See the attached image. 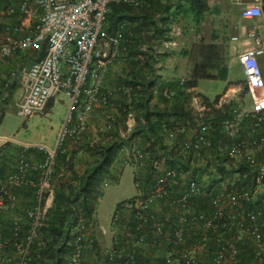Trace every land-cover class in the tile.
Returning a JSON list of instances; mask_svg holds the SVG:
<instances>
[{
    "label": "built area",
    "instance_id": "2783aa9c",
    "mask_svg": "<svg viewBox=\"0 0 264 264\" xmlns=\"http://www.w3.org/2000/svg\"><path fill=\"white\" fill-rule=\"evenodd\" d=\"M228 1L240 9L242 20L264 19V0ZM147 2L17 0L14 5L7 0L0 13V61L17 53L40 50L45 45L41 58L9 75L8 82L16 79L22 89V96L14 105L16 115L28 119L42 114L59 94L67 101V114L53 147L0 136V163L3 147L12 144L19 149L14 171L0 184V211L16 201L11 188L32 192V204L23 220L13 222L8 237L0 231V264H31V248L53 202L57 158L59 153H65V144L83 137L94 110L106 108L116 93L122 95L125 108L133 102L125 86L115 90L103 87L105 73L126 49L123 26L112 34L105 25L111 5L139 9ZM11 17L28 19V32L20 35L21 24L7 23ZM245 37L247 43L236 59L249 108L224 104L228 108L218 124L223 136L218 141L212 139L217 124L206 114L209 105L220 109L222 104H209L197 95L190 99L194 116L191 125L174 123L162 127L164 139L173 143L190 165L182 171L152 163L146 191L137 190V195L122 202L111 219L114 224L121 212L129 214L128 238L133 246L125 256L113 248L100 251L106 264H134L137 248L152 240L166 243L167 264H264V77L260 65L264 40L257 29L247 31ZM237 41L238 36L231 38V42ZM184 83L180 80L179 87ZM176 92L169 87L153 90L155 96L166 100L173 99ZM132 129L127 124L126 131ZM216 152L224 153L227 162L236 167L245 166L247 172L237 177L249 182L229 191L211 185L204 171L211 159L209 155ZM147 157L142 149L134 147L125 151L123 164L135 162L143 169ZM134 173L137 189L139 173ZM199 198L206 199L203 206L192 210ZM162 205L171 212L170 217L155 216L154 210ZM90 228L83 219L77 221L68 264H85V250H94Z\"/></svg>",
    "mask_w": 264,
    "mask_h": 264
},
{
    "label": "rangeland",
    "instance_id": "374dc122",
    "mask_svg": "<svg viewBox=\"0 0 264 264\" xmlns=\"http://www.w3.org/2000/svg\"><path fill=\"white\" fill-rule=\"evenodd\" d=\"M154 1L162 5H169L177 2V0ZM207 3L208 12L204 15V20L200 24L195 25L191 21V18L181 14L177 17V22L170 24L169 27L164 26L163 29L170 28L168 34L165 35V37L169 39L168 41L163 37H160L158 40H151L153 29L149 28L148 31L144 32L142 42H140L142 44L135 43V47H133L134 41L130 39L132 38V33L130 31L126 32L125 43L123 45L126 48L125 52H121L119 58L114 62L111 68L115 83L124 82L119 81V79L123 77L126 79L128 77L132 61L140 52L145 54L151 53L154 58L158 60L156 68L159 69L160 72L158 71V73H160L161 78L171 77L172 79L185 80L190 74L193 63L198 60V53L196 51L197 46L213 42L220 48L224 63L227 66V82L236 85L237 90L232 92L233 94L229 92L230 95H227L228 97L225 98L224 96L228 93L225 90L228 86L226 81L199 80L193 92L195 93L196 91L201 94L208 100L209 104L214 103L218 105L219 102H221L222 109H220L222 111L209 106L206 114L207 117L220 114L224 115V111L228 108L226 105L224 106V104L227 102H229V105L232 107L237 104H243V107L248 109L249 98L246 95V90L242 87L243 75L237 62L236 55L242 50L246 43V30L248 31L261 27L260 21L242 20L240 18V9L232 5L228 0H207ZM142 9H134L133 11L142 13L144 12ZM156 17L157 15H155V18ZM242 26L245 29L244 31L241 28ZM260 35L264 40L262 33ZM214 36H216L215 39H213ZM233 36H238L239 41L231 43V38ZM149 43L152 44L151 47ZM137 45L141 46L137 48ZM232 46H234V49ZM41 50L42 48L40 50L24 52L21 58L23 61L13 67H7L9 66L8 64L5 65V70L8 72L5 80H9L10 72L28 65L37 58H41ZM145 58L144 56L138 55V59H140L141 62H143ZM261 61H264V59L262 58L260 60V64ZM14 83L15 82H12L11 84ZM21 96L22 89L18 88L14 101L13 98H10L11 100L7 102H0V105H2L0 106V113H4L3 120L0 123V136L13 137L21 143L42 144L53 147L56 142L57 134L67 114L66 99L59 94L54 97V103L50 110L47 109L45 113L37 114L28 119H22L16 115L14 107L15 102H17ZM217 96H219V99L215 101ZM172 101L173 99L164 100L162 98H157L156 104L152 103L154 105L151 106L163 110L165 109L164 106L166 108L170 107ZM190 101L191 100L184 103L185 111L190 109ZM118 103H121L122 109H114V104ZM136 103V101H133L129 107L125 108L123 101L111 99L109 101V108L106 107L94 110L90 117L89 124H87L85 134L78 141L70 143L69 150L71 154L67 152V154H69V159H72L73 168L78 174H83L92 166L94 161L98 158L95 152L99 151L101 147L110 145L113 142L125 141L129 138L132 131L129 133L126 132L127 124L133 122L135 128L137 126L138 113L140 112L139 108L134 106ZM190 112V116L182 118L180 123L188 126L191 125L194 116L193 111L191 110ZM110 118H113V121ZM213 135L217 137L215 131ZM162 140L165 149L160 152L159 159L154 162H157L156 164L162 165L163 167L169 166L171 162H175L176 166L174 167L182 171L186 170L190 165L187 159L183 158L173 143L165 140L164 137ZM131 145H133L132 148L143 146L140 137L134 138ZM128 150H130V148L125 146L123 150L119 152L115 163L110 168V175L112 176L107 177L102 184L100 188L101 195L96 203L95 217L98 219V226L106 229L108 232L110 231L111 219L117 203L131 199L137 195V189L134 184V172L136 171L137 164L135 162L123 164L125 151ZM257 155L259 156V154ZM209 157L211 158L209 161L210 167L212 164L214 166L215 160L220 159L219 155L217 156L216 153H212ZM184 164H186L187 167H185ZM228 168L230 171L236 168V165L228 163ZM209 169H207L205 173H207ZM113 176H117L118 181L113 180ZM234 177L231 175L228 179L225 177V179L221 181V188L226 189L228 185H232ZM106 243L110 245V240Z\"/></svg>",
    "mask_w": 264,
    "mask_h": 264
},
{
    "label": "trees",
    "instance_id": "16d2710c",
    "mask_svg": "<svg viewBox=\"0 0 264 264\" xmlns=\"http://www.w3.org/2000/svg\"><path fill=\"white\" fill-rule=\"evenodd\" d=\"M148 5L139 8L144 12L139 13L133 11L134 8L122 4H113L110 7V12L106 18L105 29L108 33H114L123 26V33L131 32L130 38L135 43L142 44V37L145 31L152 28L151 40L165 37L170 31V28L163 29L164 26L169 27L170 24L177 22V17L183 14L191 18V21L198 25L204 20V15L208 12L207 0H177V2L169 5H162L159 2L148 0ZM155 15L157 17L155 18ZM126 37V36H125ZM214 36L213 39H215ZM150 40V41H151ZM214 41V40H213ZM124 45V44H123ZM152 44L149 43L151 47ZM141 46V45H140ZM140 46L137 45V48ZM133 49V48H132ZM198 60L193 63L190 72V77L185 81L182 87H179L178 82L171 84L173 90L177 89L176 95L173 98L172 105L165 107L163 110L154 108L150 102L153 98H162L153 94L154 88H164L156 84L159 76L157 75L156 63L157 59L151 53L137 54L132 61L131 70L128 77L124 81L125 85L132 88L136 94V105L139 108L137 117V126L134 128L127 140L113 142L110 145L101 147L95 154L97 159L92 166L83 174H78L72 164V159L66 161V153H59L57 158V166L54 174L55 191L51 207L47 210L39 230V236L35 240L31 248V264H68V256L71 250V240L74 237L77 221L81 218L87 225L94 222L93 215L98 198L101 195L100 188L105 179L110 175V168L115 163L119 152L125 146L132 150L131 142L134 138L140 137L143 146L139 147L147 154V164L143 169L136 168L135 172L139 173L140 186L139 191H146V188L151 180V165L155 160L159 159V154L165 149L163 146L164 137L162 132L163 126H169L173 123H180L182 118L188 117L191 114V109L184 110V103L188 102L194 94V88L199 80H221L227 79V66L224 63L220 48L211 42L210 44H202L197 46ZM45 54V45L42 46L40 56ZM138 55L146 57L143 62L138 59ZM261 65V64H260ZM262 69V67H261ZM168 85V84H165ZM164 99V98H162ZM219 96L215 101H218ZM165 100V99H164ZM208 101L207 99H205ZM50 105V102L48 106ZM210 106V105H209ZM212 107V106H210ZM224 115L211 116L208 119L215 121L217 124L214 131L217 134L215 137L212 133V139L215 141L223 136L219 132V122ZM1 119V117H0ZM213 131V132H214ZM145 146V147H144ZM90 151V150H89ZM220 159L214 161V166L206 164L205 171L208 176V181L211 185H215L217 190L221 188V181L227 177L233 178L232 185H228L226 190L241 188L242 185L249 182L248 179L237 177V174L247 172L245 166H238L229 171L227 158L224 153L216 152ZM174 167L175 162L169 164ZM185 167L186 164H184ZM176 168V167H175ZM197 171V170H196ZM204 171V172H205ZM214 171V172H211ZM135 175V173H134ZM213 175V178H212ZM113 180H117V176H113ZM136 178L134 176V183ZM206 199L203 200V202ZM201 203V200L198 199ZM122 203V202H121ZM120 203V204H121ZM117 204L115 210L119 208ZM95 252L96 244L94 242V250H85ZM84 252V254H85ZM139 255H135L134 264H143ZM84 257V256H83ZM106 259V258H105ZM84 261V260H83ZM85 263V262H84Z\"/></svg>",
    "mask_w": 264,
    "mask_h": 264
},
{
    "label": "crops",
    "instance_id": "0c3cea01",
    "mask_svg": "<svg viewBox=\"0 0 264 264\" xmlns=\"http://www.w3.org/2000/svg\"><path fill=\"white\" fill-rule=\"evenodd\" d=\"M246 1L252 2V0H246ZM6 2H7V0H0V13L3 11V9L6 5ZM16 2H17V0H12V3L14 5H16ZM6 21L9 24H19V25L21 24L22 29H21L20 35L26 34L29 30L28 19L22 20L19 17H11V18H7ZM259 21H260L259 23L261 24V27H258L257 31L260 34L262 33V35L264 36V19H260ZM241 28L243 31L245 30L243 26ZM246 32H247V30H246ZM232 48L234 49V46H232ZM23 53L24 52L14 54L10 58H7L3 61H0V90H1L0 102H2V101L7 102L8 100H11L10 98H13V101H14L18 88L21 89L20 85L18 84V81L16 79L12 81V82H15L14 84H11L12 82L9 83L8 80L7 81L5 80L6 75H8L7 70H5L6 69L5 65L8 64L9 66H7V67H13L17 64H20L23 61V59H21L23 57ZM125 55H127V54H125ZM261 67H262V73H263V77H264V61H261ZM158 71H159V69L157 70V75L159 76V79H157L156 84L159 86H163V87L164 86H170L171 84H176L177 81H180L178 79H172L171 77L161 78V75H160V73H158ZM189 77H190V74L185 79V81H187L189 79ZM125 80L126 79L124 77L122 79H119V81H125ZM225 81L227 82V79ZM165 84H168V85H165ZM227 84H228V86L225 89L226 92H228L227 95H230L229 92L232 93V92L237 90L236 85H233L229 82H227ZM120 86H125L126 88H128V90L131 92L132 99L134 101L135 97H136L135 92H133L131 87L125 85L124 82L123 83H115L114 78H113L112 69L110 68L105 73V75L103 77V87L106 89L115 90L116 88H118ZM196 87H197V84H196ZM195 88H194V90H195ZM194 94L199 96V97H203L201 94L197 93L196 91ZM113 99L122 101L123 97L121 94L116 93L114 95ZM53 103H54V98L50 101V105L47 106L48 110H50ZM152 103L156 104V98H153L150 102L151 105H154ZM0 106H2V105H0ZM109 107H110V105L108 104L107 108H109ZM113 107H114V109H117V108L121 109V103L114 104ZM0 117H1V119H0V123H1V121L3 120V117H4L3 112L0 113ZM110 119L113 121V118H110ZM88 124H89V122H88ZM130 125H132V127H133L132 131H133L134 130L133 122ZM72 142L73 141H68L65 144V153H66V159H67L66 161L69 160V154H71L69 148H70V143H72ZM3 149H4V157L0 163V184H2V185L4 184L6 175L8 173L14 171V166H15L16 158H17L18 151H19V149L12 144L6 145L5 147H3ZM67 152H69V154H67ZM117 181H118V179H117ZM11 191L16 197L15 203L13 205H7L3 210L0 211V231L4 234L5 237L9 236V232L11 230L13 222L18 221V220H23V218H24L23 215H24L25 211L28 208H30V206L32 204V192L29 189L11 188ZM54 191H55V181H54L53 193H54ZM53 196H54V194H53ZM199 200H201V203L198 202V199L194 201V203L192 205V210L198 209V208H200V206H203L201 204L203 203L204 199L199 198ZM120 203H117V204H120ZM95 212H96V206H95ZM95 212L93 215L94 222H93V224H91V228L89 229V235L91 236V238L94 240V242L96 244V251L95 252L94 251L93 252H91V251L85 252L84 257H83L85 264H106V259L100 251H102L104 249H108V248H113L121 256H125L126 254H128L129 251L131 250L132 246H133L132 241L128 238L129 229H130L129 214L125 211L121 212L120 218L117 221V223L113 224L111 221L110 231L108 232L106 229L98 226V219H96V217H95ZM154 214L158 218H168V217H170L171 212L165 207V205H162V206L157 207L154 210ZM108 240H110V245H107V243H106ZM150 242H151L150 244L147 243V244H144V245L137 248L136 251H137V255H139L138 257L141 258L140 261L144 262L143 264H167L168 248H167L166 243L162 240H160V241L152 240Z\"/></svg>",
    "mask_w": 264,
    "mask_h": 264
}]
</instances>
